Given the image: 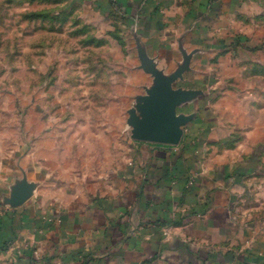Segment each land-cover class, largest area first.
<instances>
[{"label": "crops", "instance_id": "obj_1", "mask_svg": "<svg viewBox=\"0 0 264 264\" xmlns=\"http://www.w3.org/2000/svg\"><path fill=\"white\" fill-rule=\"evenodd\" d=\"M3 1L44 69L0 105V264H264V0ZM165 81L180 140L140 141Z\"/></svg>", "mask_w": 264, "mask_h": 264}, {"label": "rangeland", "instance_id": "obj_2", "mask_svg": "<svg viewBox=\"0 0 264 264\" xmlns=\"http://www.w3.org/2000/svg\"><path fill=\"white\" fill-rule=\"evenodd\" d=\"M10 14L12 17L9 16L8 10L4 9V5L0 6V105L2 106L4 103L3 97L21 95L22 91L26 90L21 82L25 79H39V73L44 69V66H22L23 56L20 53L21 50H24L23 48L29 45L28 42L31 39L27 36L22 37L21 34L24 31L32 30V27L28 26L27 28L26 24L18 22L17 10H11ZM32 38V42H36V34L32 35ZM127 126L132 130L130 123ZM127 132L124 136L125 155L127 154V143L132 138V135ZM110 154L115 155L116 153L114 151Z\"/></svg>", "mask_w": 264, "mask_h": 264}, {"label": "water", "instance_id": "obj_3", "mask_svg": "<svg viewBox=\"0 0 264 264\" xmlns=\"http://www.w3.org/2000/svg\"><path fill=\"white\" fill-rule=\"evenodd\" d=\"M156 100L137 107L139 119H130L133 136L140 141L176 145L180 140L182 121L175 117V108L181 102L171 89V81H165Z\"/></svg>", "mask_w": 264, "mask_h": 264}]
</instances>
